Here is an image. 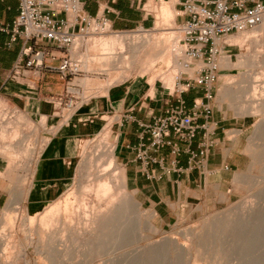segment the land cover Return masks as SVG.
<instances>
[{
    "label": "rangeland",
    "instance_id": "1",
    "mask_svg": "<svg viewBox=\"0 0 264 264\" xmlns=\"http://www.w3.org/2000/svg\"><path fill=\"white\" fill-rule=\"evenodd\" d=\"M159 1L160 3L156 4V0H149L144 7L145 11L152 15L149 17L155 19L154 27L151 29H135L125 32L113 31V33L96 35L95 30L90 28L83 35L76 37L78 41L74 43L68 53L59 51L62 57L68 54L73 61L79 62V73L69 77L68 81L69 85L73 86L75 96L82 100V103H80L81 100L78 101L76 105L78 107L75 111L74 109L73 111H67L64 108V104L71 97V95L64 93L61 94V102L59 100L60 95L53 97L51 100L53 107L51 113L53 116L51 117L44 115L28 117L22 112L9 111L4 108V105L0 104V158L4 161L0 179L9 180L12 182L9 185L12 186L16 184L10 193L8 205L0 211V264H49L50 261L48 263V260L37 255L36 249L43 250L42 243L38 242L41 241V235L44 236L43 241H48L47 234L49 235L50 230V234L55 233V237L52 238L49 247H47L49 250L46 249L47 253L54 251L51 252L52 254L49 253L53 257V263L50 264H253L252 260L264 255V110L261 109L264 105V99L261 98L264 96L262 93L264 86V35L262 34L264 33L257 34V42L249 35L245 45H241L240 42L231 43L235 45L232 52L228 53L231 56L224 55L219 58L220 69L229 68L231 70L221 75L219 72L218 80L214 83L213 114L219 121L223 117L226 118V121H223L225 123L223 129L227 130L228 137H241L243 139L244 152L247 156L246 167L235 175L233 184L237 195L231 203L212 213L190 217L188 220L178 221L168 227L159 228L154 220L153 212L141 206L135 193L127 189V167L117 158L118 150L115 153L114 161L109 164L118 141L120 145L121 132L125 125L124 119L129 117L131 111L141 115L147 114L151 109H153V114L163 111L166 104L172 102L173 78L181 70L176 67L173 71L172 66L168 70L163 63L155 64L153 74L156 78L153 74L150 77L153 78L154 76L157 91L155 90L153 97L147 94L135 95L128 88H121L116 84L115 79L119 77V71L108 70L106 72L103 69L104 72H102L100 70L101 63H99L98 58L101 56L102 51L94 40L114 34H124L130 37L141 36L145 33L144 31H148L147 34L153 35L155 38L161 36L165 38L173 33L174 39L172 41L183 49L181 43H179L181 34L177 30V26L183 21L177 16L179 7L174 8L173 6L172 21L165 20L162 16L161 6L163 3L168 4L169 0ZM250 32L234 34L230 37L245 40V34ZM123 49L124 56L128 57L131 54L130 47L126 44ZM182 49L181 52L179 51L178 62L183 59ZM162 74H165L166 87L161 85L159 81ZM170 77H172L173 82L168 81ZM60 83L62 87L65 85L63 80ZM250 86L255 88L257 98L255 94L251 96L245 92ZM227 87H231L232 91L236 92L235 96H237V99L239 98L237 100L239 104L244 107H253L252 110H248V115L242 116V113L236 107L234 108V105L231 104L232 106H230L229 103L222 102L219 92L222 88L226 89ZM85 108L89 112H97L89 115V117L79 115V117L71 119L76 110L79 111ZM124 116L126 117L124 118ZM65 120H67L66 123ZM75 120L77 122L81 121L82 131L92 132L83 136L84 142H82V145L85 144V146H81L82 149L78 152V155L74 148V152H71L67 161L66 159L63 160L68 169L64 187L59 189L60 183L55 182L52 187L55 194H52L51 199H44L43 204L40 206L32 205L28 207L27 204L19 206L21 201H24V197H28L29 176L32 174L31 170L34 168L35 161L44 148L43 146L48 145L49 147L52 145L54 147L51 148L55 150V154L62 155L68 143L66 137L69 133L74 132L73 126L77 124ZM84 121L86 125L88 124V127H85ZM53 132H59L61 139L50 141L49 138ZM74 142L75 140L72 141L73 145ZM250 143L256 146L255 154L247 150ZM61 148L64 149L61 151L59 150ZM67 162H72V166ZM59 164L55 161L42 163L37 171L45 178H50V176L55 178L59 175ZM99 173H103V179L111 183L113 192L117 191V193L114 192L115 195L117 194L115 197L125 192L134 202L139 204L142 220H146L155 228V231H150L144 225H141L140 220H137L138 215L136 214V217L132 213L129 218L135 220L136 223L138 222L137 224L140 227L134 234L135 236L132 238L131 234L134 232L130 230L129 237L123 245L114 246L113 248L107 246L105 238L109 233V226L106 223L107 226L103 224L101 227L102 220L104 221L102 213L106 214L107 204L105 200L99 202L94 193V182ZM78 183L85 188L77 190L75 186ZM118 187H121L120 190ZM34 191L37 192L38 197L44 196L45 191L46 196L51 194L48 186L45 188L43 186L42 189ZM119 191L121 194H119ZM77 196L80 198L78 199ZM65 199L69 203V205H66L67 210L64 207L67 212L62 210ZM245 201L253 203L256 209L258 206V214L257 212L254 213L252 221L246 226L238 228L239 231L236 229L237 231L234 232L218 234V232H221L220 230H214L215 233L208 226L212 221L219 220L218 217L222 218L221 215H226L228 210ZM59 202L61 203L58 208L60 213L49 214L48 209ZM78 202L82 204L81 206H85L84 211L79 208ZM76 206H78L77 210L75 209ZM38 208L41 211L35 215L31 223V233L36 238L35 242L31 237L26 238L27 230H23L24 235L21 234L23 231L20 226L22 222L30 225L31 220L28 214ZM13 210L19 211L22 217L21 221L13 220L15 216V214H12ZM62 211L64 214L61 213ZM74 211L76 212L74 213ZM97 213L99 219H97ZM56 214L57 216H54ZM95 219L98 220L99 229L95 228L96 224L94 226ZM132 222L134 223V221L130 222V227ZM133 223L132 228H139L136 223L133 227ZM198 233L200 237L196 236ZM205 233L207 235L203 236ZM213 233L215 234L213 235ZM61 235H63V243L64 240L66 241L64 245L62 243V246L58 238ZM29 238L32 240H29ZM260 238L262 239L260 240ZM38 239L39 241H37ZM151 246H159L161 250L153 255L147 251ZM65 248L69 250L65 251ZM66 252V255H62ZM109 258H112L113 261H108Z\"/></svg>",
    "mask_w": 264,
    "mask_h": 264
},
{
    "label": "built area",
    "instance_id": "2",
    "mask_svg": "<svg viewBox=\"0 0 264 264\" xmlns=\"http://www.w3.org/2000/svg\"><path fill=\"white\" fill-rule=\"evenodd\" d=\"M18 2V16L10 24L0 22V33L8 35V45L18 40L23 43L3 85L29 76L39 79L45 73L58 74L65 81L64 94L71 95L64 108L75 111L81 99L75 96L68 81L79 73V62L65 54L55 64L57 58L52 49L68 53L76 37L90 28L96 35L114 30L105 18L86 15L81 0ZM179 5L178 16L183 18L177 26L183 47V59L179 63L185 70L179 68L181 71L173 79L172 103L162 115L151 116L148 121L129 117L139 128L138 144L131 148L133 161L138 163L140 175L147 181L159 180L170 171L205 169L218 127L213 119L212 102L214 83L221 71L219 58L229 56L226 49L232 47L231 35L251 31L264 21V2L255 0H180ZM191 92L197 95L188 105L185 95ZM59 100L62 101V95ZM195 140L197 143L193 145ZM165 148L169 149V161L162 154ZM183 155L187 157L185 167L181 166Z\"/></svg>",
    "mask_w": 264,
    "mask_h": 264
},
{
    "label": "crops",
    "instance_id": "3",
    "mask_svg": "<svg viewBox=\"0 0 264 264\" xmlns=\"http://www.w3.org/2000/svg\"><path fill=\"white\" fill-rule=\"evenodd\" d=\"M148 1L81 0L82 8L86 15L92 18H105L112 30L117 32L135 29L149 30L153 28L155 19L149 17L152 15H149L144 9ZM255 1L264 2V0ZM179 2L180 0H177L174 8L179 7L180 10ZM158 3L160 1L156 0V4ZM18 13V0H1V23L10 24L18 16ZM179 18L181 20L183 19L182 17ZM8 40V35L0 33V104L4 105V108H7L9 111L13 110L16 113L22 112L28 117L41 115L47 117L53 116L51 114L53 109L51 100L53 97L64 93L65 87V85L62 87L60 83L62 80L58 74L45 73L39 79L29 76L7 86L3 85L4 77L17 59L23 45L21 40L8 45ZM40 46L43 47L45 45L41 44ZM234 47L235 45L232 44V47L226 49V53H231ZM52 52L57 58L54 63L57 64L59 59L62 58L61 53L53 49ZM230 70L229 68H223L220 71V75ZM196 95L197 93L194 92L185 95L188 105L192 103V99ZM165 109L166 107L163 108V111L156 114H153V109H151L145 115L131 111L129 117L148 121L151 116L162 115ZM96 112H89L86 108L79 111L76 110L71 116V119L73 120V118L79 117V115L89 117V115ZM129 117L124 119L125 125L121 132L117 158L127 167V189L135 193L141 206L153 212L154 220L159 228L168 227L178 221L188 220L190 217L193 218L194 216L212 213L227 206L236 198L237 191L234 189L233 182L236 173L246 167L247 156L244 152L245 145L243 144V139L241 137H228L227 130L223 129L224 122L226 121L225 117L219 121L213 114V119L218 122L216 133L212 137L215 145L210 152L203 171L182 170L180 173L170 171L156 181L143 179L139 172L138 163L133 161L134 152L131 151V148L138 144L137 134L139 128ZM81 129L83 127L80 124H74V132L69 133L66 137L68 143L62 155L55 154V150L51 146H43L44 148L40 151L39 157L35 161L36 164L34 163V168L31 170L32 174L29 176V183L27 185L28 197H24V201H21L19 206L23 204H27L28 207L32 205L40 206L43 204L44 199L52 198L51 196L54 193L52 187L55 182L60 183L58 186L59 189L64 187L68 169L65 166V162L63 163V160H67L71 152H74L75 147L72 141L83 138V136L89 135L92 132L82 131ZM49 139L50 141H58L61 139V134L59 132H53ZM196 143L197 140L193 142V145H196ZM162 154L166 157L167 161L170 160L168 148H165ZM186 159L187 157L185 155L181 157L182 167L186 166ZM49 161H55L61 164H59V175L55 178L52 176L45 178L37 171L42 163ZM3 163V159L0 158V173L3 172ZM155 168L157 169V167ZM9 183L12 184L9 180L0 179V211L8 205L10 193L16 185L12 186ZM41 184L44 188L48 186L51 193L49 196H46V189L45 195L38 197L37 192L34 190L42 189Z\"/></svg>",
    "mask_w": 264,
    "mask_h": 264
},
{
    "label": "bare ground",
    "instance_id": "4",
    "mask_svg": "<svg viewBox=\"0 0 264 264\" xmlns=\"http://www.w3.org/2000/svg\"><path fill=\"white\" fill-rule=\"evenodd\" d=\"M175 2H176V0H169L168 4H166V3L162 4L161 7H162V13H163L162 16L164 17L163 19L172 21V18H173V15H174L173 6H174ZM160 11H161V8H160ZM144 32L146 34L144 33L141 36L138 35V36H135V37H130V36H127V35H124V34H114V35H111L109 37L99 38L98 40H94V41H95V43H97L100 46L101 51H102L101 56L98 58L100 60L99 63H101L100 64V70H102V72H104V70L106 72L108 70L109 71L110 70L119 71L120 75H119V77H117V79H115V81L117 82L116 84H118V86H120L121 88H128V90L131 93L135 94V95L147 94V95H151L153 97V95L155 94L154 93L155 90L157 91V89H156L157 83L153 79L154 76H155L153 74L155 72V70L153 69L155 64L157 65V64L163 63V64H165L167 66L168 70H169L170 66H172L173 67V71H174V69L176 67L177 68H182L183 70H185V69L183 68L181 63L178 62L179 51L182 48L181 47L179 48L177 46V44L172 41L174 39L173 33L169 34L165 38L163 36H161V37L159 36L160 38H158V37L155 38L153 35L151 36L150 34H147L148 31H144ZM245 32H247V31H245ZM259 33H264V21H263V23L260 26H258L257 28L251 30L250 33H248V34L246 33L245 36H244L245 40H243V39L242 40H237L238 37H233L232 36V37L229 38V42L230 43H233V42L239 43L240 42L241 45H245L246 40L249 39V37H248L249 35H251L253 37V40L255 42H257L256 36H258L257 34H259ZM262 35H264V34H262ZM251 36H250V38H251ZM77 41L78 40L76 38L75 42H77ZM97 44H96V46H97ZM126 44L131 49V54L128 57L124 56V52H123V50H124L123 48L125 47ZM240 66H241V64H240ZM84 67L87 68L86 65H84ZM151 74L154 75L153 78L150 77ZM164 76H165V74H162L159 77L160 78L159 81L161 82V85H164V87H166L165 86V78H164ZM172 77H170L168 79V81L171 82L172 81ZM155 78H156V76H155ZM84 83H86V82H84ZM262 90H263L262 93L264 94V86H263ZM245 92L249 93L251 96H253L254 94L255 95L257 94V92L255 93V88L252 87V86L248 87V89L245 90ZM219 93H220V96L222 97V98H220V99H222V102L223 101L227 102V103L230 104V106L234 105V108L236 107L242 113L241 114L242 116L248 115L249 114L248 110H252L253 109L252 106L244 107L243 105L239 104L238 101H237V100H239V98L237 99V96H235L236 92L232 91L231 87L230 88L227 87L226 89L222 88ZM257 96L258 95H256V98H257ZM261 98L264 99V96H262ZM129 100L131 101V99H129ZM100 105H101V102H100ZM261 109L264 110V105L261 107ZM64 122L66 123L67 120H65ZM75 122L77 124H80L81 121L77 122V120H75ZM85 127H88V124L86 125V122H85ZM82 142H84V140L82 138H79V139L75 140V142H74V146H75V149H76L75 151H77V155H78V152L81 151V149H82L81 148V146H83ZM50 146L54 147L52 145H50ZM84 146H85V144H84ZM118 146H119V141L116 143V148L112 152V157L109 160V164H110V162L114 161V156H115L116 151L118 150ZM63 149L64 148H61L59 150L62 151ZM247 150L250 151L251 153H254L255 150H256V146L253 143H250V145H249ZM67 164L72 166L73 163L72 162L71 163L67 162ZM103 177H104L103 173H99L96 176L95 182H94L95 183L94 193L96 195L95 197H97L99 202H100V200H105L106 204H107L106 214L104 213L105 214L104 215L102 213V215L104 216L105 223H104V221L101 218V220L103 222V223H101V227H102L103 224H105V226H107V225L109 226V230L106 227V229L108 230L109 233H108L107 236L105 235L106 238L104 237L106 239L107 246H111L113 248L114 246L118 247V245L119 246L123 245L127 241L131 231L134 232V233L131 234L132 238L135 236L134 234L140 229V227L137 224L138 222L136 223L135 220H131V218H129V217H131L130 214H132V213H134L135 215L136 214L138 215V217H137V215H136V217H137V220L141 221V222L139 221V223H141V225H144L150 231H155V228L152 227L146 220H144V221L142 220L141 215H140V211H139V207H140L139 204L134 202L125 192L121 194L120 191H119V194H121V195L115 197L117 194L115 195L114 192L117 193V191L113 192V186L111 185L110 182L105 181L103 179ZM75 187L77 188V190H79V188H81V189L85 188V187H82L79 183ZM118 188L120 190L121 187H118ZM88 189H90V188H88ZM115 189H116V187L114 188V190ZM20 193H22V192H20ZM77 198H78V196H77ZM60 202L59 203H55L53 205V207L52 206L50 208L48 207L49 211L46 209L49 212V214H51V213L53 214L55 212L57 214L60 213V212H58L59 205L61 204ZM64 203H65V205H62L63 206L62 210H64L65 208H66L65 210H67L68 207L66 205H69V203H68V201H66V199H65ZM81 205L82 204H80V202H78L79 208L82 211H84L83 208H85V206H81ZM78 206H76L75 209L78 208ZM70 209H71V206H70ZM257 209H258V206H257ZM257 209L255 208V205L253 203L245 201L242 204H239L238 206H235L232 209L228 210L227 214L225 213L226 215H221L222 218L218 217V219L220 218L219 220L212 221L211 224H209L208 226H210L212 231L220 230L221 232H218V234L222 233V232L223 233H227V232H230V231L234 232L236 229L239 231L240 229H238V228H241L242 226H246L247 224H249L252 221V216H253L254 213L257 212ZM65 210H64V212H67ZM39 211H41V210H39V208L30 211L29 214H28V216L30 217V220H31L30 225H28V224L26 225V224H24L22 222V224L20 226V229H22V231L23 230H27L28 231L27 235H26V238L31 237L33 239V241H35L36 238L31 233V227H32L31 223L33 222V220L35 218V215L38 214ZM71 211H73V210H71ZM101 211H100V215H101ZM75 212L76 211H74V213ZM61 213H63V211ZM98 213H97V219H99L98 218L99 217ZM12 214H15V216L13 217L14 221L15 220H19V221L22 220V217L19 214L18 210H13ZM57 214L54 215V216H57ZM67 214H69V213H67ZM77 214H78V211H77ZM257 214H258V212H257ZM132 217H133V215H132ZM136 217H134V218H136ZM101 220H99V221H101ZM97 221L95 219V223H94V226L96 224L95 228H98V222ZM131 221H134V223L132 222L133 223V227H135V223H136L138 225L137 227H139V228H136V227L132 228V223H131V227H130V222ZM106 223H107V225H106ZM99 224H100V222H99ZM88 228L91 229L90 226H88ZM92 229L94 230V227ZM47 230H48V228H47ZM42 233H43V231H42ZM50 233H51V230H50ZM50 233H49V235L47 234L48 241H46V240L43 241V237L44 236H42V235L40 237L41 241H39V239L37 240V241H39L38 243H40V242L42 243L44 248H43V250L36 249V253H37V255L42 256L43 259L48 260L47 261L48 263H49V261H50V263H53L52 262V258L53 257L51 256V254H52L51 252H54V251H50L49 253H51V254H49V253H47V250H46V249H48L47 247H49V245H50V243L52 241V238L55 237V235H54L55 233H52V234H50ZM215 233H213V235ZM21 234L24 235V231ZM205 235H207V234L205 233L203 236H205ZM196 236L200 237V234L198 233ZM211 236H212V233H211ZM31 238H29V240ZM58 238H59V241L61 243L60 245L62 246L63 235H61ZM261 239L262 238H260V240ZM33 241H31V242H33ZM263 241H264V239H263ZM64 243H66L65 240H64ZM64 243H63V245H64ZM249 243H250V241H249ZM52 248H51V250H53ZM68 250H66V248H65V251H68ZM160 250H161V247H159V246H151V247H149V249L147 251L154 255V254L158 253ZM56 252H57V250H56ZM63 254L66 255L67 252L66 253H62V255ZM149 260H151V259H149ZM108 261L112 262L113 260H112V258L111 259L109 258ZM252 262H253V264H264V255H262L261 257L255 258V260H252Z\"/></svg>",
    "mask_w": 264,
    "mask_h": 264
}]
</instances>
